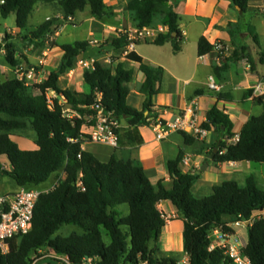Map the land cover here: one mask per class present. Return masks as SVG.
Wrapping results in <instances>:
<instances>
[{"label": "trees", "instance_id": "1", "mask_svg": "<svg viewBox=\"0 0 264 264\" xmlns=\"http://www.w3.org/2000/svg\"><path fill=\"white\" fill-rule=\"evenodd\" d=\"M181 0H127L126 10L134 12V20L140 29L166 26L168 36L161 34L152 44H172L173 52H182L184 36L180 28L181 15L177 12ZM241 13L251 11V0H229ZM58 4L65 18L91 8V14L102 20L111 14L105 0H5L0 16L7 19L15 14L17 27L27 31L30 17L38 4ZM260 11V9H259ZM261 12H263L261 10ZM264 14V12H263ZM55 25L50 19L28 36L22 33L5 34L4 60L13 71L22 66L15 39L23 38L22 45L44 46L42 40ZM241 25L230 23L228 32L234 49L223 64L214 67L221 75L230 66L247 60L250 70L256 63L248 48L236 44ZM248 33L257 45L260 43L256 28L248 25ZM128 45L125 35L119 34L108 46L120 53L113 61L95 62L93 68L83 72L85 90L76 92L61 85V76L71 71L75 60L92 47L88 40L59 46L64 55L59 66L52 70L46 80L27 85L17 76L5 78L0 74V178H9L21 189L32 190L49 182L51 177L65 174L58 186L38 200L31 231L21 238L9 241V252L0 253V264H33L42 255L39 251H53L67 257L70 264H181L179 258L158 257V243L166 227L164 214L158 210L163 202H171L181 212L185 222L183 230L184 253L188 264H230L222 248L210 251L212 231L222 228L234 235L230 225L238 221H254L249 225L248 245L242 249L251 264H264V217L255 215L264 211V187L254 175L241 186L235 181H226L213 188L209 197L196 198L192 188L201 175L184 171L185 155L180 151L177 158L167 162L173 187L168 189L164 181L151 183L142 164L135 159H120L111 156L107 162L100 161L83 145L92 143L84 128H93L99 111L114 117L127 128L117 132L119 147H134L143 144L140 128L148 119L156 118L153 98L159 93L164 69L147 65L136 52H129L126 59L139 63V71L145 81L138 86L145 96L143 109L139 111L129 103L134 70L120 62ZM198 54H216L215 46L206 37L198 41ZM264 64V54L261 55ZM253 90L245 91L252 97ZM50 92L58 98L51 101ZM66 102L62 103L61 99ZM219 101H234L231 93L217 94ZM253 101L264 110V95L254 96ZM72 105L68 112L64 106ZM164 109V108H163ZM209 132L216 131L224 137L214 149L217 164L255 163L264 166V111L253 115L239 133L237 143L229 141L236 137L234 124L229 115L214 106L206 115L203 125ZM34 134V149H23L15 137L18 132ZM192 144L195 139L185 135ZM6 157L8 169L1 161ZM129 207V214L122 216L116 208ZM77 230L68 237L57 233L64 227ZM126 228V230H125Z\"/></svg>", "mask_w": 264, "mask_h": 264}, {"label": "crops", "instance_id": "2", "mask_svg": "<svg viewBox=\"0 0 264 264\" xmlns=\"http://www.w3.org/2000/svg\"><path fill=\"white\" fill-rule=\"evenodd\" d=\"M105 3L111 10L109 17L98 20L94 15L90 14V17L88 18L89 22L94 23V25H98V27L101 28L96 36L100 40L110 43L113 39L118 37L117 30H133L138 27L134 20L135 13L126 10L127 0H105ZM250 6L251 11L247 14H243L241 13V10H238L237 7L233 6L229 0H181L177 12L181 15L180 28L184 40L182 44V52L178 55L174 54L172 44L170 43L166 45L164 44L163 46L152 44V42L161 34L165 35V37L168 36L169 30L166 26L160 25L149 29L151 34L148 40L144 43L139 42L132 51L136 52L141 58H143V63L154 67H162L164 69L159 93L153 98L154 109L158 112V116L160 115L164 119L172 120L179 111L187 108L193 101H197L201 109L200 115L204 120H206L207 112H209L214 106H217L220 110L224 111L225 114L229 115L234 124V132L239 135L243 126L251 116H260L263 114V107L257 105V103L253 101V97L258 95V92H255L257 88L261 87L264 89V64L261 63V55L264 54V14L261 12L264 8V0H251ZM41 7L42 5L38 4L34 12L39 11ZM88 8L91 13L90 7H87L86 10ZM78 14L79 13H77L74 18H76ZM48 19H50L49 16H46L44 22L48 21ZM230 23H239L241 25V31L240 34L237 35L236 44L248 48L249 53L252 55V58L256 63V67L253 71L250 70L251 66L247 60H242L238 63L230 62V66H228V69L225 72L221 73V75H216L214 67L219 66V63L216 60L217 55L207 54L202 57L199 56L198 41H200L202 37H206L210 43L215 44L216 42H223L230 44L234 49L232 38L228 32V26ZM249 24L256 28V32L260 39L259 45L256 44L253 37L248 33ZM27 31H23L16 27L12 34L22 32L24 34ZM0 35L5 36V33ZM60 37L61 35H59L58 38ZM58 38L56 39V45L62 46L68 44L59 43ZM14 41L17 44L18 56H23L21 69L24 70L23 66H30V64H32V62L24 56L26 53L24 48H26V44H29V42L22 45L23 38L15 39ZM59 46H55V49L61 51L58 53L60 60L63 57L64 52ZM98 49L99 54L102 55L103 58H96L97 60L92 59L93 62L105 60L111 50L109 47L103 49L99 47ZM163 50H165V53L168 55L176 57L174 58L175 60L171 58L172 56H170V60H164L161 53H159ZM188 50H190L191 53H188ZM49 52L50 54L52 53L51 50H48L47 52L44 51L46 56H48ZM2 54H6L4 45L1 49V55ZM85 54L86 53H84V55ZM126 55L127 54L124 52L120 62L126 63L127 67L132 64L135 66V69L137 70L133 69L135 77L134 82L138 80L141 85L144 83L145 77L139 71V63L127 60L125 58ZM92 60H89L86 63H91ZM32 69L28 68L27 73ZM210 78L220 87L218 91H211L209 87ZM162 87L165 88L163 89ZM249 89H254L253 96L245 97V91ZM84 90L85 86L83 84V90L81 92ZM262 92L264 93V91ZM219 93H231L234 97V101H219L217 99V94ZM121 126L122 128H127L126 123H121ZM154 134L155 133L152 129L144 127L140 128V135L143 138V144L138 147L120 146L118 149H114L108 144H103L108 146L109 149L102 156L104 159L102 162L109 161L111 156L114 155H117L120 159H135L142 164L151 183L156 184L158 181H164L165 186L168 189H171L174 180L170 177L168 172L167 162L177 158L180 151H183L185 155L184 171L201 175L200 180L194 184L192 192L195 190L199 192L204 188L210 192V195H206V193L204 196L200 197L194 195L196 198L211 196L213 194V188L226 181H235L243 186L246 184L247 178L251 176V174L248 175L249 172L247 171L251 168V163L229 162L217 164L213 161L215 157H212L213 155L215 156L217 152V150L214 149L215 145L224 140V136L216 131L210 132V134L215 135L211 141L208 140V136L204 140L194 138L195 141L192 144H189L186 141L183 134H171L162 142L158 141ZM34 140L35 138L31 142H25V144L29 143V145L27 144L26 146H23L20 142L18 143L23 149H34L36 147ZM93 144L97 143L87 142L83 145V148L96 156L95 152L88 147V145ZM195 145H197V147L194 150H191ZM1 161L6 168H11L6 157H2ZM10 182L6 183V191L0 192V196L12 194L21 190V188L16 186V183L13 180ZM55 183L56 182L52 183V185L46 189H41L43 185L35 189L50 191ZM119 207H117L116 210L121 213L122 216L125 217L129 214V211L124 214L119 210ZM158 210L170 219L166 220L167 224L162 230L159 242L157 244L153 243L154 246L152 247L158 248V253H156V255L158 257L172 256L179 258V260L182 258L183 260H180V263L183 262V264H187L189 258L184 253L183 230H185V222L183 215L171 202L161 203V205L158 206ZM259 217H264V211L261 214L255 215V218ZM251 224V221H245L241 225L232 226V229L234 230V239L239 242L242 248H245L248 245L249 225ZM35 264L70 263L53 251L44 250L42 256L35 261ZM82 264L91 263L86 262Z\"/></svg>", "mask_w": 264, "mask_h": 264}, {"label": "built area", "instance_id": "3", "mask_svg": "<svg viewBox=\"0 0 264 264\" xmlns=\"http://www.w3.org/2000/svg\"><path fill=\"white\" fill-rule=\"evenodd\" d=\"M4 5L5 0H0V8ZM68 19L72 21L73 17L70 16ZM49 20L50 19H48V21ZM119 34H123L127 38L128 45L125 49V54H128L139 42H146L151 33L149 29L142 30L137 27L133 30L119 31L118 36ZM59 35H61V32L56 31L53 37H58ZM4 39L5 36L0 35L1 45H4ZM214 46L215 51L217 52L216 60L220 66L223 64L224 59L232 54L233 48L230 44L223 42H216ZM94 63L93 60L91 63L81 62L85 70L94 69ZM20 70L22 71V69ZM35 77V69L23 74V78L19 76L21 80H25L27 85H32V82L35 81ZM209 87L211 91H218L220 89L211 78ZM262 91H264V89L259 87L255 92H258V95L262 96L264 95ZM200 112L201 109L199 103L193 101L187 108L179 111L172 120L164 119L159 115L156 118L148 119L143 127L152 129L155 133V138L161 142L165 141L171 134L175 133L185 134L195 139L204 140L207 136H210V132L203 126L206 120L201 117ZM121 128L122 126L119 120L105 115L103 111H99L96 125L92 128L89 135L93 143L108 144L114 149H118L119 137L117 132H119ZM239 137V135H236V137L229 142H232V144L237 143ZM58 183L59 181L53 185L50 191L54 190L56 186H58ZM50 191H41L40 189H21L18 192L0 196L1 254L6 255L9 252L10 240L21 238L31 231L36 204L43 194ZM163 216L165 220L170 219L165 215ZM251 221H254V217ZM243 222L245 221H238L230 226H238ZM209 238L211 240L210 251L222 248L229 259L230 264H251V260L243 254V248L239 242L234 239V235L228 234V232L226 233L222 228H218L212 231ZM43 251H39V255H42ZM63 258L69 263L67 257ZM88 262L91 263V260H88ZM33 264H35V262ZM142 264H148V262H143ZM181 264H183V262Z\"/></svg>", "mask_w": 264, "mask_h": 264}, {"label": "rangeland", "instance_id": "4", "mask_svg": "<svg viewBox=\"0 0 264 264\" xmlns=\"http://www.w3.org/2000/svg\"><path fill=\"white\" fill-rule=\"evenodd\" d=\"M41 5H42L41 9L39 11H35L30 17L28 31L24 33V35L28 36L30 33L35 32L44 22L45 17L49 16L50 19L55 21V25L50 31V33L44 36L42 40L44 46L31 45L30 42L29 44H26V48H24V51L26 53L25 54L23 53V54L29 61L32 62V64H30V66H23L24 70L22 71L20 69L18 71H13L11 68H9L6 65L5 60H4L5 55L3 54L1 55V49L3 48V45L0 44V74H2L5 78H9L14 75L17 77L20 76L21 78H23V74L27 73L28 68H31V69L34 68L36 77H35V81L32 82V85L46 80L49 76V73L52 70H56L59 66L60 60H59L58 53H60L61 51L59 49H55L56 39L59 36L58 37H53V36L56 31H60L61 37L58 38L59 43L73 44L75 42L84 41V40H88L92 43V47L88 49L86 54L81 55L79 58L75 60L73 69L71 71H68L65 75L61 76L60 83L63 87L74 90L76 92H81L83 90V84L85 83L83 81V72L85 70L81 62L86 63L92 59L97 60V59L103 58V56L99 54V49H98L99 47L101 49L105 47L107 48L109 47V49H111L108 54V57L102 61L111 62L113 61V57L119 58L120 53H117L116 50L108 46V42L100 40L98 37H96L97 33L99 32V29L101 30V28L98 27V25H94V23L89 22L88 18L90 17V14H91L89 8L85 12L79 13L76 18L73 17V20L71 21L70 19L64 17L62 10L58 6V4L55 3V4L48 5V4L41 3ZM262 11H264V8L262 9ZM16 23H17V18L15 14L10 15L7 19H3L0 17V34L8 33L11 35L13 30L17 27ZM124 30L125 29H122V31ZM116 32L119 33L118 30ZM48 50H51L52 53L50 54L49 52L48 56H46L44 51L47 52ZM163 51L159 53H161L164 60L166 61L170 60V56H172L171 58L175 60L174 58L176 57H174L173 55H168L167 53H165V50ZM188 53H191V51L188 50ZM128 68L135 69V66L133 64L131 66L128 65ZM139 85L140 84L138 80H136L132 85H130V88L132 91L131 96H130V104L134 108L141 111L143 109L144 96L139 93V90H138ZM165 87H162V88L164 89ZM48 97L51 101L58 98V96L53 92H50L48 94ZM61 102L62 103L66 102L65 98H62ZM66 110L69 112L71 109L66 108ZM84 130L86 134H89L90 131H92V128L90 127L84 128ZM214 136H215L214 134H210V136H208V140L211 141ZM16 139L18 140V142L22 143L23 146H26L27 144L29 145V143L25 144V142H29V141L31 142L34 139V134L31 133V131H25L21 133L18 132ZM88 147L95 152L96 154L95 157H97L101 161L104 160L102 156L109 149L108 146H105L101 143L88 145ZM196 147L197 145L192 147L191 150H194ZM251 165H252L251 168L247 170L249 172L248 175L250 174L254 175L256 179L259 181L261 185L260 187L263 188L264 187V166L255 165V163H251ZM64 177H65L64 173L51 177L49 182L43 185L41 189H46L50 187L52 183L57 182ZM10 181L11 180L9 178L1 179L0 192L6 191V187H7L6 183ZM209 193L210 192H208L206 188H204L202 191H199V192L197 190L193 192V194L197 197L204 196L205 194L210 195ZM119 210L122 211L124 214L129 211L127 205H121L119 207ZM76 230L77 229L72 226L64 227L57 233V235H60L62 237H68ZM152 246H154L153 243H152ZM180 260H183V259L181 258Z\"/></svg>", "mask_w": 264, "mask_h": 264}, {"label": "water", "instance_id": "5", "mask_svg": "<svg viewBox=\"0 0 264 264\" xmlns=\"http://www.w3.org/2000/svg\"><path fill=\"white\" fill-rule=\"evenodd\" d=\"M238 8V7H237ZM238 10H240L239 8H238ZM66 108L67 109H71L72 108V105H66V106H64V110L66 111ZM217 153V152H216ZM215 156L213 155V157L212 158H214ZM203 170H204V168H203Z\"/></svg>", "mask_w": 264, "mask_h": 264}]
</instances>
